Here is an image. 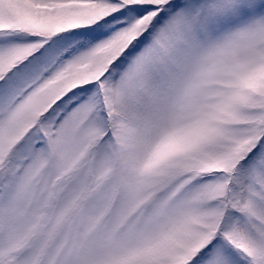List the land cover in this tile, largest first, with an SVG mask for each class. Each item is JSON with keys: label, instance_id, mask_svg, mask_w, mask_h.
Here are the masks:
<instances>
[{"label": "snow or ice", "instance_id": "1", "mask_svg": "<svg viewBox=\"0 0 264 264\" xmlns=\"http://www.w3.org/2000/svg\"><path fill=\"white\" fill-rule=\"evenodd\" d=\"M0 264H264V0H0Z\"/></svg>", "mask_w": 264, "mask_h": 264}]
</instances>
